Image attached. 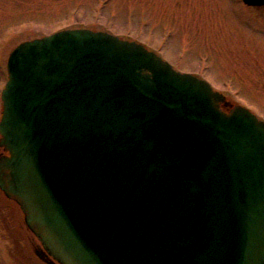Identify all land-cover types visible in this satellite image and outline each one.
Here are the masks:
<instances>
[{
    "label": "water",
    "instance_id": "1",
    "mask_svg": "<svg viewBox=\"0 0 264 264\" xmlns=\"http://www.w3.org/2000/svg\"><path fill=\"white\" fill-rule=\"evenodd\" d=\"M6 71L0 188L60 264H264L250 109L225 111L207 80L88 27L19 42Z\"/></svg>",
    "mask_w": 264,
    "mask_h": 264
},
{
    "label": "rangeland",
    "instance_id": "2",
    "mask_svg": "<svg viewBox=\"0 0 264 264\" xmlns=\"http://www.w3.org/2000/svg\"><path fill=\"white\" fill-rule=\"evenodd\" d=\"M69 27L105 30L143 43L175 69L206 79L232 104L264 120V5L251 7L241 0H0V92L7 56L16 44ZM10 261L0 250V264Z\"/></svg>",
    "mask_w": 264,
    "mask_h": 264
},
{
    "label": "flooded vegetation",
    "instance_id": "3",
    "mask_svg": "<svg viewBox=\"0 0 264 264\" xmlns=\"http://www.w3.org/2000/svg\"><path fill=\"white\" fill-rule=\"evenodd\" d=\"M224 106L228 108L230 103ZM4 155H8V152L0 146V157ZM0 225L4 229L0 231V250L13 260L9 264H60L27 225L25 213L18 201L1 188Z\"/></svg>",
    "mask_w": 264,
    "mask_h": 264
}]
</instances>
